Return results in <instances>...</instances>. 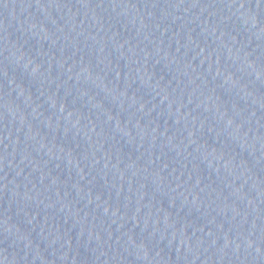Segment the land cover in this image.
Listing matches in <instances>:
<instances>
[{
  "label": "water",
  "instance_id": "obj_1",
  "mask_svg": "<svg viewBox=\"0 0 264 264\" xmlns=\"http://www.w3.org/2000/svg\"><path fill=\"white\" fill-rule=\"evenodd\" d=\"M0 264H264V0H0Z\"/></svg>",
  "mask_w": 264,
  "mask_h": 264
}]
</instances>
